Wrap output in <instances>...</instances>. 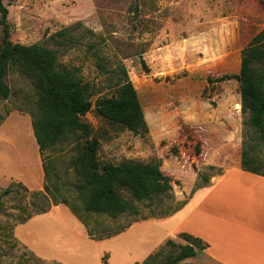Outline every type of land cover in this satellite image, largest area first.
Here are the masks:
<instances>
[{"label": "rangeland", "instance_id": "obj_1", "mask_svg": "<svg viewBox=\"0 0 264 264\" xmlns=\"http://www.w3.org/2000/svg\"><path fill=\"white\" fill-rule=\"evenodd\" d=\"M3 2L9 10L13 43H42L57 50L59 63L75 67L91 85L94 106L83 120L100 141V162L118 165L159 160L173 181V191L167 196L154 199L151 205L137 204L139 216L125 214L113 219L82 211L88 225L85 230L76 227L65 211H55L54 217L45 219L35 229L62 232V240L70 241L81 255L72 264H144L162 250L149 263L160 264L177 254L179 245L187 244L178 235L168 237L178 246L158 245L185 217V206L167 222L150 220L163 219L160 214L188 201L198 188L211 186L227 170L241 166L245 148L263 162L264 171V143L247 124L239 82L226 78L240 73L242 51L264 29V0ZM63 30L69 34L55 36ZM3 37L0 27V49ZM123 69L139 93L147 134L135 135L95 112L99 100L117 96ZM7 83L11 96L0 99V261L59 264L52 257L68 251L63 244L55 248L46 239L42 248L47 258L42 260L17 241L14 229L53 204L51 198H44L47 186L58 202L66 198L80 204L78 192L71 188L77 179V152L73 144H64L41 155L32 125L35 85L16 68L10 69ZM187 132L198 145L197 159L176 158ZM7 188L11 193L5 195ZM89 232L92 242L87 240ZM181 264L210 263L198 255Z\"/></svg>", "mask_w": 264, "mask_h": 264}, {"label": "trees", "instance_id": "obj_2", "mask_svg": "<svg viewBox=\"0 0 264 264\" xmlns=\"http://www.w3.org/2000/svg\"><path fill=\"white\" fill-rule=\"evenodd\" d=\"M8 15V8L0 0V27H3L4 32L0 49V99L10 98L7 76L11 68L18 69L33 81L36 88L37 102L32 113V125L41 155L60 145L73 144L77 152L74 158L77 179L71 188L78 192L80 204H74L66 198L61 203L69 206L72 213L88 227L80 215L82 211L107 215L113 219L125 214L139 216L138 203L149 202L151 205L154 199L172 192L173 181L164 173L159 160L149 163L127 161L118 165L100 162V141L93 135L92 126L83 120L94 106L91 85L82 79L75 67L59 63L57 50L42 43L29 46L13 43L10 40L12 25L8 21ZM68 34V30H63L55 36L65 37ZM141 63L146 67L143 59ZM123 74V79L117 85V96L99 100L95 112L105 121L121 126L135 135L147 134L149 128L139 93L125 69ZM226 78L239 82L242 111L248 117L247 124L264 143V29L242 51L240 73ZM185 142L176 158H199L198 145L193 144L191 132H187ZM241 168L264 176L263 162L248 148L243 149ZM45 171L48 172V168L45 167ZM54 189L57 192L60 190L58 187ZM10 193V188L4 192L5 195ZM45 193L44 198H51L53 204L42 208L36 215L47 213L52 205L61 204L48 186L45 187ZM187 202L160 216L167 218L173 215ZM89 234L93 237V234ZM180 237L187 244L179 245V252L160 264H181L187 259L195 258L199 251L207 247L202 239L190 234L182 233ZM165 246L178 245L173 240H168ZM161 252L162 250L150 255L144 264H149ZM104 264L108 263L105 261Z\"/></svg>", "mask_w": 264, "mask_h": 264}, {"label": "crops", "instance_id": "obj_3", "mask_svg": "<svg viewBox=\"0 0 264 264\" xmlns=\"http://www.w3.org/2000/svg\"><path fill=\"white\" fill-rule=\"evenodd\" d=\"M65 208L64 204L54 205L47 213L34 215L17 225L15 238L42 260L47 258L42 248L46 239L48 245L55 248L60 249L63 244L68 251L55 253L52 260L72 264V259L81 255L70 241L62 240V232L51 235L42 231L48 235L45 237L35 229L45 219L54 217L55 211L61 210L67 212L65 215L76 227L85 230L86 225ZM169 218L150 222H167ZM184 223L185 228H182ZM181 233L201 238L207 244L198 255L204 256L210 264H264V176L246 172L239 166L227 170L211 186L197 189L185 205V217L158 245ZM87 236L88 242H92V237Z\"/></svg>", "mask_w": 264, "mask_h": 264}, {"label": "built area", "instance_id": "obj_4", "mask_svg": "<svg viewBox=\"0 0 264 264\" xmlns=\"http://www.w3.org/2000/svg\"><path fill=\"white\" fill-rule=\"evenodd\" d=\"M190 159V158H189ZM196 159V158H195Z\"/></svg>", "mask_w": 264, "mask_h": 264}]
</instances>
